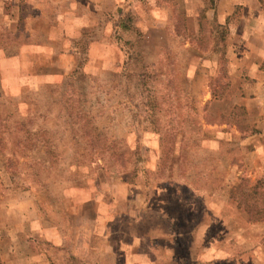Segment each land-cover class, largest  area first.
<instances>
[{
    "label": "rangeland",
    "instance_id": "rangeland-1",
    "mask_svg": "<svg viewBox=\"0 0 264 264\" xmlns=\"http://www.w3.org/2000/svg\"><path fill=\"white\" fill-rule=\"evenodd\" d=\"M114 1L0 0V255L192 264L218 240L228 259L217 264H244L246 215L224 189L233 168L248 175L256 136L240 97L264 89L247 83L228 28L214 45V0ZM117 19L142 33L133 71L115 43L133 33ZM260 223L243 234L264 260Z\"/></svg>",
    "mask_w": 264,
    "mask_h": 264
},
{
    "label": "crops",
    "instance_id": "crops-1",
    "mask_svg": "<svg viewBox=\"0 0 264 264\" xmlns=\"http://www.w3.org/2000/svg\"><path fill=\"white\" fill-rule=\"evenodd\" d=\"M113 1L114 0H112V2ZM114 2L116 7L118 0ZM214 2V6L209 7V11H212V13L211 15H208L207 19L213 20L219 25L226 24L229 36H233L235 42L241 43L240 50L235 53V55H238L239 57L238 66H240V70L246 72V75L250 78L247 79V83H249L251 87L253 86L257 89H264V0H262L261 3L256 2V0H248L244 3H238L234 0H214ZM237 3L243 5L244 11L240 19L231 21L230 16L235 11ZM181 13L182 12L180 11L179 14ZM97 40L91 39L90 42L93 44L94 42L92 41ZM87 52H89V50ZM239 103L243 110H247L246 113H248L251 118L253 117L255 128L257 130L255 132L256 136L253 139V143L250 145L252 147L247 150L248 152L245 154L244 159L245 168L250 169L249 173L245 177H238L234 168L229 172V181L227 184H230L231 187L225 186V200H223V202L225 205L228 204L229 207H232L233 210H242L243 214L246 215V219H242L243 221L241 222L238 231H235V233H240L237 234V236L242 239L245 249H248L243 257L244 264H264L262 249L258 246L260 243L255 244V241L249 242V238L251 239V237L243 234L249 230H254L255 233H262L263 224L260 223L262 218L255 222H249L246 212L242 208L237 207V203L230 197V190L232 186L235 185V180H238L239 182L240 178H245L251 184L256 182L259 178L264 180V92L246 94L245 96L240 97ZM234 149L236 148L234 147ZM249 177L253 181H249ZM120 183L124 184L127 182L120 180ZM228 200L231 201L229 202ZM3 211L4 209L0 208V215ZM1 226H8V222L5 223L3 218H0V230H2ZM8 239L13 240L14 237L9 234ZM225 243L226 241H221L219 247L218 240H207L204 247V251H206L207 254L202 256V258L198 257L197 260H195L198 263H195L194 261L191 263L217 264L218 261H226L228 259V254L225 252L227 247ZM222 252H225L224 255ZM0 256L4 264H39L40 262V258L36 254H31V256L13 255V252H10V249L7 251L6 256ZM132 263L134 264V261ZM183 264L187 263L184 262Z\"/></svg>",
    "mask_w": 264,
    "mask_h": 264
},
{
    "label": "trees",
    "instance_id": "trees-1",
    "mask_svg": "<svg viewBox=\"0 0 264 264\" xmlns=\"http://www.w3.org/2000/svg\"><path fill=\"white\" fill-rule=\"evenodd\" d=\"M208 22L211 23V21ZM213 22L215 23V21ZM206 23L207 22L205 20L203 22V26L199 24L200 41L203 40V38L204 40L206 39V36L204 34V25ZM114 26L116 27V29H119L123 32L133 33V36L130 38L119 37L117 38V41L115 40V43L118 44L120 51L122 52L124 50L126 55V64L128 65V67L132 66V68H130V71H133L135 66L140 65V63H144V43L142 41V33H140L134 26L131 19H117L116 23L113 24V27ZM217 28H221L222 31L217 40L214 42V45L216 47L218 46V48H221V46L224 45L223 39L226 34L227 26L226 24L219 25L216 23V27H213L210 33L215 31ZM223 57V55L220 56L222 60ZM126 68L127 67H125V69ZM74 71L78 72L77 69ZM212 94H214V92ZM241 109L243 108L241 107ZM120 156H122V154ZM120 179L121 181L127 183L130 181V179H128L126 175H122ZM230 197L237 203V207L242 208L246 212L249 222L258 221L264 217V180L262 178H259L252 184L249 183L245 178H240L239 182L232 186L230 190Z\"/></svg>",
    "mask_w": 264,
    "mask_h": 264
}]
</instances>
